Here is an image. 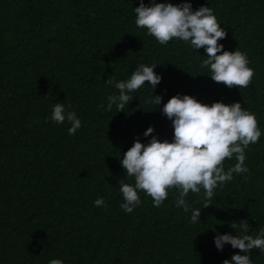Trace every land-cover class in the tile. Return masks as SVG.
<instances>
[{"label": "trees", "instance_id": "16d2710c", "mask_svg": "<svg viewBox=\"0 0 264 264\" xmlns=\"http://www.w3.org/2000/svg\"><path fill=\"white\" fill-rule=\"evenodd\" d=\"M140 2L0 0V264H223L245 253L230 244L218 250V234L240 235L242 220L254 238L264 228V0H169L212 8L227 33L219 43L245 53L254 71L246 88L214 82L201 67L204 48L178 39L161 45L138 28ZM139 64L156 65L161 82L154 92L145 83L129 93L124 111H109L107 98L119 90L106 81L129 79ZM177 94L209 106L240 102L261 131L245 149L248 172L218 186L211 206L202 208L203 189L189 192L188 204L201 208L195 224L175 206V189L159 208L144 192L132 213L120 207L119 181L134 184L123 154L137 139L149 142L150 126L161 142L173 141L162 109ZM153 95L160 106L146 103ZM56 103L81 120L75 135L67 121L48 119ZM236 162L226 159L225 171ZM100 197L106 206L95 207ZM249 255L264 264V252Z\"/></svg>", "mask_w": 264, "mask_h": 264}, {"label": "clouds", "instance_id": "9594fccd", "mask_svg": "<svg viewBox=\"0 0 264 264\" xmlns=\"http://www.w3.org/2000/svg\"><path fill=\"white\" fill-rule=\"evenodd\" d=\"M135 25L146 29L161 45L172 39L190 43L195 50L204 48L206 59L202 68L210 71V78L216 83H223L232 88H246L251 83L254 71L248 67L247 55L241 51H226L219 43L227 33L221 28L213 10L209 6H201L193 10L190 2L176 4L164 0H151L150 6L141 0L134 8ZM156 65L139 64L127 80H107L119 90L118 95H110L107 109L111 111L115 104L118 112L124 111L133 98L129 93L137 91L145 83L153 92L162 77L154 72ZM162 96L150 97L146 103L160 106ZM71 108V105H68ZM163 114L172 121L174 138L172 142H161L152 135L153 127L143 133L151 136L147 144L137 139L123 154L120 160L126 177L134 178V184L119 181V190L123 197L120 207L125 213H132L140 205L139 192L151 197L153 206L159 208L168 198L170 189L177 192L174 204L184 212H191V222L195 224L201 208L193 209L186 197L189 192L199 194L204 191L202 208L211 206L208 201L213 198L214 190L233 179V174L248 172L244 162L245 149L259 141L261 131L253 113L242 108L240 102L226 105L214 102L210 106L197 101L190 95H175L163 104ZM49 120L56 124L66 121L70 135H75L81 127V120L75 111H66L63 103L53 104ZM235 156L234 166L225 171L224 161ZM95 207H104L103 197L94 201ZM200 220V219H199ZM235 229L236 224L230 225ZM248 222L240 221V235L223 234L215 237L214 243L218 250L230 244L239 253L233 254L231 260L225 259L223 264H252L250 253L253 249L264 252V228L254 238L248 232ZM48 264H63L61 259H52Z\"/></svg>", "mask_w": 264, "mask_h": 264}]
</instances>
